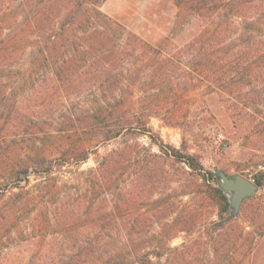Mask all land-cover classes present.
I'll return each instance as SVG.
<instances>
[{"label": "rangeland", "instance_id": "obj_1", "mask_svg": "<svg viewBox=\"0 0 264 264\" xmlns=\"http://www.w3.org/2000/svg\"><path fill=\"white\" fill-rule=\"evenodd\" d=\"M16 2L0 0V16ZM90 2L180 60L172 82L162 86L147 78V89L138 87L127 116L133 126L146 120L167 150L197 156L203 171L163 153L135 128L95 147L85 115L95 89L63 86L47 68L33 75L28 55L21 68L3 72L9 99L7 108L0 107V264H75L78 244L96 242L97 234L103 258L123 250L131 264L148 253L155 264H264V186L242 203L236 218L225 213L226 227L218 231L213 224L220 221V204L210 188L218 182L209 177L220 169L255 182L264 172V82L235 66L227 72L234 80L216 92L204 84L189 88L192 56L181 51L206 22L176 0ZM82 142L89 159L79 165ZM110 154L97 176L92 171ZM161 246L157 258L152 250Z\"/></svg>", "mask_w": 264, "mask_h": 264}, {"label": "trees", "instance_id": "obj_2", "mask_svg": "<svg viewBox=\"0 0 264 264\" xmlns=\"http://www.w3.org/2000/svg\"><path fill=\"white\" fill-rule=\"evenodd\" d=\"M176 1L179 7H187L206 22L203 31L181 51L192 56L189 70H186L189 88L197 89L204 84L210 92H216L223 83L234 80L235 76L227 72L235 66H244L242 75L256 76L258 82H264V30L261 31L264 29L261 26L264 25V6L256 0ZM10 7H3L0 16V107L5 105L7 108L9 99L2 89L7 80L3 72L16 70L29 55L33 75L47 68L53 72V79L63 86H78L83 92L95 89L92 94L94 104L85 112L88 126L97 137L92 145L99 147L135 128L149 135L163 153L195 172L203 171L197 156L175 148L167 150L162 141L154 138L146 120H138L133 126L127 116L131 109L129 104L135 103L138 87L142 84L146 90L147 78L152 83L159 81L162 86L163 82H172L180 60L163 55L162 51L112 20L98 8L97 2L17 0ZM6 25H10V32H5ZM92 25L95 27L91 28ZM150 106L152 113H159L157 106ZM89 149L84 142L78 146L81 156H75L77 164L89 159ZM111 156H105L92 172L99 176L98 172L104 171ZM50 167L52 169V164ZM209 177L214 179V174L209 173ZM255 183L264 186V172L257 176ZM210 188L220 204V221L213 226L221 230L227 224L224 214L229 212V201L222 190ZM31 202L15 203L11 211L22 210ZM101 236L96 235V242L88 239L78 244L75 264H131L123 250L103 258ZM186 247L184 245L182 249ZM164 248L161 246L152 251L161 258ZM148 254H138L139 259L132 264H155Z\"/></svg>", "mask_w": 264, "mask_h": 264}, {"label": "water", "instance_id": "obj_3", "mask_svg": "<svg viewBox=\"0 0 264 264\" xmlns=\"http://www.w3.org/2000/svg\"><path fill=\"white\" fill-rule=\"evenodd\" d=\"M28 175H32L28 173ZM214 178L218 182V188L228 197L230 218H236L240 212L242 203L257 195L260 187L252 180L242 176H229L224 171L216 169Z\"/></svg>", "mask_w": 264, "mask_h": 264}]
</instances>
